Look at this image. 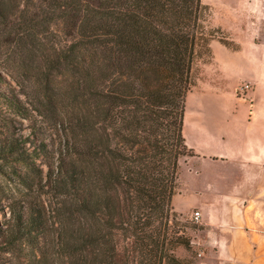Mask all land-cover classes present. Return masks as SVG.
Segmentation results:
<instances>
[{
    "label": "trees",
    "instance_id": "trees-1",
    "mask_svg": "<svg viewBox=\"0 0 264 264\" xmlns=\"http://www.w3.org/2000/svg\"><path fill=\"white\" fill-rule=\"evenodd\" d=\"M230 37L203 0H0V264H193L186 96Z\"/></svg>",
    "mask_w": 264,
    "mask_h": 264
},
{
    "label": "crops",
    "instance_id": "crops-1",
    "mask_svg": "<svg viewBox=\"0 0 264 264\" xmlns=\"http://www.w3.org/2000/svg\"><path fill=\"white\" fill-rule=\"evenodd\" d=\"M225 1L231 16L220 24L239 47L211 44L223 86L210 95L209 113L185 107L192 155L181 164L172 207L199 212L202 264H264V0ZM243 83L250 92L239 90Z\"/></svg>",
    "mask_w": 264,
    "mask_h": 264
},
{
    "label": "rangeland",
    "instance_id": "rangeland-1",
    "mask_svg": "<svg viewBox=\"0 0 264 264\" xmlns=\"http://www.w3.org/2000/svg\"><path fill=\"white\" fill-rule=\"evenodd\" d=\"M204 3L208 4L211 8L212 12V22L214 25L221 26L220 22L222 18L225 16H231L230 13H224L222 10L225 5L230 4L229 1L225 0H203ZM254 15V14H251ZM247 20V17H245ZM246 22V21H245ZM222 27V26H221ZM231 38V37H230ZM213 45L224 46L217 40L212 42ZM230 47H239L236 42L233 40L230 41ZM228 48V47H226ZM230 49V48H228ZM2 75L5 80L0 85L1 87L12 86L14 85V81L11 79L12 77L7 71H3ZM222 79L219 75V67L216 63L214 52L212 50V58L211 60L203 65L200 69L199 79L197 80L196 85L192 88V90L186 96V106L187 108L190 106H194L193 104L201 105L203 113H209L212 109L211 106L215 98L210 95H214L215 92L220 91L222 89ZM252 86L250 85L249 92L251 91ZM212 103V104H211ZM192 110V109H191ZM190 110V111H191ZM182 180H188L186 174H182ZM180 183L178 182V185ZM179 188V186H178ZM17 189L13 188V185L7 182L5 178L0 177V198H2L3 202H5L7 196L16 195ZM195 211V210H194ZM190 211L186 214H181V223L186 225V230L190 235V248L188 250L179 247L176 250V255L180 258L186 259V261H191L193 264H202L205 258V247L201 243V239H203L204 231L203 225L196 221L193 218V212ZM202 251V252H201ZM198 252H201V256H198Z\"/></svg>",
    "mask_w": 264,
    "mask_h": 264
},
{
    "label": "built area",
    "instance_id": "built-area-1",
    "mask_svg": "<svg viewBox=\"0 0 264 264\" xmlns=\"http://www.w3.org/2000/svg\"><path fill=\"white\" fill-rule=\"evenodd\" d=\"M249 89H250V85L247 84V83H243V84L240 86V88H239V90L244 91V92L248 91ZM193 218H194L196 221H198V218H199V212H198L197 210H195V211L193 212ZM201 252H202V251H201ZM201 252H198V256H201Z\"/></svg>",
    "mask_w": 264,
    "mask_h": 264
}]
</instances>
